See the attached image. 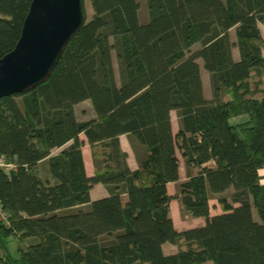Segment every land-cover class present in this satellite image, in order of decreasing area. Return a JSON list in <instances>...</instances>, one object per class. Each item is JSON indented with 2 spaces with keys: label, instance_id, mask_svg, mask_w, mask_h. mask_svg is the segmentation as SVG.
I'll return each mask as SVG.
<instances>
[{
  "label": "trees",
  "instance_id": "1",
  "mask_svg": "<svg viewBox=\"0 0 264 264\" xmlns=\"http://www.w3.org/2000/svg\"><path fill=\"white\" fill-rule=\"evenodd\" d=\"M32 1L0 0V58L15 48ZM85 1L93 15L84 6L49 78L0 98V156L19 165L0 170L9 213V223L0 221V264H264V0H146L147 22L137 0ZM88 99L96 117L79 120L75 105ZM240 115L248 119L232 123ZM122 134L145 148L136 170ZM44 160L52 180L41 176ZM169 182L178 183L174 195ZM96 183L109 195L92 199ZM213 197L222 213L211 214ZM174 198L188 222L202 221L178 229Z\"/></svg>",
  "mask_w": 264,
  "mask_h": 264
},
{
  "label": "water",
  "instance_id": "2",
  "mask_svg": "<svg viewBox=\"0 0 264 264\" xmlns=\"http://www.w3.org/2000/svg\"><path fill=\"white\" fill-rule=\"evenodd\" d=\"M83 0H33L15 48L0 58V98L46 81L85 19Z\"/></svg>",
  "mask_w": 264,
  "mask_h": 264
},
{
  "label": "crops",
  "instance_id": "3",
  "mask_svg": "<svg viewBox=\"0 0 264 264\" xmlns=\"http://www.w3.org/2000/svg\"><path fill=\"white\" fill-rule=\"evenodd\" d=\"M230 34H231V31H230ZM231 40L234 42L232 37H231ZM233 56L236 60L239 59V56H240L239 49H238V52H236L235 46L233 48ZM200 65H201L202 81H203V86H204V94L207 99H211L212 98L211 85H210L209 94L207 93L206 88H205L206 87L205 76L210 81V72L204 68V65H202L201 62H200ZM75 113L79 120H88V119H93L96 117V113H95L92 101L89 99L76 104ZM247 119H248L247 115L236 116L232 118V123L245 122ZM171 121H172L173 131L174 133H177L180 128V118L176 110L171 111ZM80 138L84 141L82 152H83V157H84L86 173L88 176H93L96 172V164H95L92 147L84 133L80 134ZM120 144H121L122 149L126 151L128 154V164L130 168L132 170L138 169L140 166L141 160L145 157V154H146L144 146L141 145L134 137H132L129 134L120 135ZM56 151L59 152L60 149H56ZM57 152H55L54 150L53 154H56ZM177 154L181 162L180 176L182 179H185L187 176H186L184 158L182 157L180 151L178 150H177ZM46 162L47 160L42 161L41 165L45 164ZM45 177L51 179V175L50 173H48V171L46 172ZM167 187H168L169 193L172 195H174L178 191L177 182H169L167 184ZM90 195L92 199L106 197L109 195L108 187L105 184L96 183L92 186L90 190ZM170 208H171L174 224L178 229H182L184 227L185 228L194 227L202 221L200 218H191L190 222H188L187 219L182 217L181 203H180V200L177 198H174L171 201ZM222 212L223 211L220 205L218 204V201H216V199L214 198L211 199V214L216 215ZM170 248H176V244H172ZM166 250H169V249H166Z\"/></svg>",
  "mask_w": 264,
  "mask_h": 264
},
{
  "label": "rangeland",
  "instance_id": "4",
  "mask_svg": "<svg viewBox=\"0 0 264 264\" xmlns=\"http://www.w3.org/2000/svg\"><path fill=\"white\" fill-rule=\"evenodd\" d=\"M137 1L139 2V5H140V8H139L140 21L141 22H147L149 20V13H148V8H147L146 0H137ZM85 8H86V12H87V17L88 18H91V16L93 15V8L91 6V2L90 1H85ZM259 25H260V28H261L262 35L264 37V24L263 23H260ZM231 37L234 40V43H237V37H236V29H235V27L231 29ZM235 51L238 52V46H237V44L235 45ZM200 62L203 65V61L201 59H200ZM114 64H115V69H116L117 77L119 78V66H118V61H117V58H116L115 53H114ZM205 84H206V87H205L206 88V91L209 94L211 82L209 81L208 78H206V76H205ZM57 151L55 150V152H57ZM47 171L51 175L48 162H46L45 164H42L41 165V167H40L41 176L45 178ZM262 174L264 175V169L262 170ZM262 181H264V176L262 177ZM213 198L216 199V201H217V198H215V197H213ZM253 213H254L255 219L256 220H260L259 214H258L257 209H256L255 206H253ZM26 241H30V240H26ZM8 242H9L10 249L14 253L17 254L18 253L17 252V247L19 246V241L15 237H10L9 240H8ZM209 264H213V262L210 261Z\"/></svg>",
  "mask_w": 264,
  "mask_h": 264
},
{
  "label": "built area",
  "instance_id": "5",
  "mask_svg": "<svg viewBox=\"0 0 264 264\" xmlns=\"http://www.w3.org/2000/svg\"><path fill=\"white\" fill-rule=\"evenodd\" d=\"M18 163L15 161H10L5 155L0 156V170L7 173L12 172L18 168ZM0 221L4 223H9V213L4 209L2 201L0 198Z\"/></svg>",
  "mask_w": 264,
  "mask_h": 264
}]
</instances>
